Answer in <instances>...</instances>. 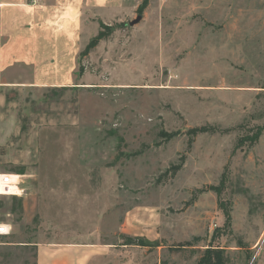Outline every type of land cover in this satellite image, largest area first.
<instances>
[{
  "label": "rangeland",
  "instance_id": "obj_1",
  "mask_svg": "<svg viewBox=\"0 0 264 264\" xmlns=\"http://www.w3.org/2000/svg\"><path fill=\"white\" fill-rule=\"evenodd\" d=\"M144 2L42 0L26 14L75 64L44 65L60 82L0 83V176H19L0 196V264H37L59 237L82 239L88 264L216 251L264 264V0ZM202 127L215 132L188 146Z\"/></svg>",
  "mask_w": 264,
  "mask_h": 264
},
{
  "label": "crops",
  "instance_id": "obj_2",
  "mask_svg": "<svg viewBox=\"0 0 264 264\" xmlns=\"http://www.w3.org/2000/svg\"><path fill=\"white\" fill-rule=\"evenodd\" d=\"M0 1V83L7 86H39L46 79L63 80L59 79V75L44 77L47 74L44 65H70L69 61L66 63L65 55L68 58L71 52L74 65L73 47L70 42H65V38L43 33L42 26L33 25L26 18V14L42 0H34V3L27 0ZM69 78L72 75L65 80ZM77 240V237H59L62 242L57 243L54 239L38 246L37 264H88L93 253L86 252L82 239Z\"/></svg>",
  "mask_w": 264,
  "mask_h": 264
},
{
  "label": "trees",
  "instance_id": "obj_3",
  "mask_svg": "<svg viewBox=\"0 0 264 264\" xmlns=\"http://www.w3.org/2000/svg\"><path fill=\"white\" fill-rule=\"evenodd\" d=\"M146 5V0L144 2L143 7ZM142 7V8H143ZM104 28H110V27H102ZM106 38V35H104V33L99 32L97 34V36L91 41L90 45L88 46V49L90 48H94L97 43ZM263 128H260L259 130L256 131V133L254 134L253 140H256L262 132ZM215 132L214 129L212 127H202V128H193L191 130L188 131V136H189V141H188V146H191L193 139L195 137H197L200 134H205V133H213ZM168 138H171L170 136ZM180 166L175 167L174 169H172V171H170L172 174H174L177 170H179ZM214 254L215 258H216V262L213 264H223L221 256H220V251H216V252H207L205 255V258L203 260L200 261L199 264H212V255Z\"/></svg>",
  "mask_w": 264,
  "mask_h": 264
},
{
  "label": "bare ground",
  "instance_id": "obj_4",
  "mask_svg": "<svg viewBox=\"0 0 264 264\" xmlns=\"http://www.w3.org/2000/svg\"><path fill=\"white\" fill-rule=\"evenodd\" d=\"M18 182L19 176L16 174L9 175L6 184L2 182V177L0 176V194L5 196L17 195L19 193ZM4 231H8V228L5 227Z\"/></svg>",
  "mask_w": 264,
  "mask_h": 264
},
{
  "label": "built area",
  "instance_id": "obj_5",
  "mask_svg": "<svg viewBox=\"0 0 264 264\" xmlns=\"http://www.w3.org/2000/svg\"><path fill=\"white\" fill-rule=\"evenodd\" d=\"M27 1H29V2H33V3H34V0H27ZM8 177H9V175H4V176H2V182L6 184V183H7V179H8ZM0 196H1V194H0ZM5 227H6V226L0 224V238H1L2 236H4V235L7 234V231H6V232L4 231V228H5Z\"/></svg>",
  "mask_w": 264,
  "mask_h": 264
},
{
  "label": "water",
  "instance_id": "obj_6",
  "mask_svg": "<svg viewBox=\"0 0 264 264\" xmlns=\"http://www.w3.org/2000/svg\"><path fill=\"white\" fill-rule=\"evenodd\" d=\"M141 20H142V15L139 14V15H137V17H136L133 21H131L128 25H129V26H134V25L138 24Z\"/></svg>",
  "mask_w": 264,
  "mask_h": 264
}]
</instances>
